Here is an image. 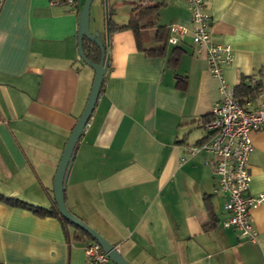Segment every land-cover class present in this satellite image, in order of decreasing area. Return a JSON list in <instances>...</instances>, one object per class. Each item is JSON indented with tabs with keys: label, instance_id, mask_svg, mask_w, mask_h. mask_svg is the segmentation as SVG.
<instances>
[{
	"label": "crops",
	"instance_id": "obj_1",
	"mask_svg": "<svg viewBox=\"0 0 264 264\" xmlns=\"http://www.w3.org/2000/svg\"><path fill=\"white\" fill-rule=\"evenodd\" d=\"M216 41L232 46L224 79L261 84L264 104V0H206ZM112 19L129 20L131 3H163L155 25L110 35V65L76 147L65 188L69 210L114 244L131 264H264V203L251 209L256 239L225 228L211 160L189 147L221 98L206 52L191 34L168 43L173 22L191 28L185 0H107ZM93 4V3H92ZM65 2L5 0L0 9V195L51 207L67 141L87 104L95 73L79 54V13ZM106 0L91 7L90 29L107 41ZM164 28L165 40L157 32ZM174 54L179 59L174 64ZM179 79L185 86L177 85ZM249 193L264 194V130L251 134ZM92 239L66 234L59 219L0 199V264H90ZM108 264H114L112 261Z\"/></svg>",
	"mask_w": 264,
	"mask_h": 264
},
{
	"label": "built area",
	"instance_id": "obj_2",
	"mask_svg": "<svg viewBox=\"0 0 264 264\" xmlns=\"http://www.w3.org/2000/svg\"><path fill=\"white\" fill-rule=\"evenodd\" d=\"M190 9L191 28L173 22L168 26V43L178 45L182 38L191 34L197 52H206L209 71L220 81L221 98L214 105L209 118L203 123L205 138L198 145L189 147L191 154L206 152L213 156L211 164L215 178L214 194L224 199L227 218L225 228H234L241 238L256 239L251 209L264 203V194L249 193L251 174L250 156L254 145L252 132L264 130V104L254 106L251 98L241 100L234 88L224 79V66L234 60L231 45L215 40L212 32L211 13L206 0H185ZM5 0H0V9ZM65 2L78 11L79 0H50L55 5ZM90 264H108L109 255L95 240L84 247Z\"/></svg>",
	"mask_w": 264,
	"mask_h": 264
},
{
	"label": "water",
	"instance_id": "obj_3",
	"mask_svg": "<svg viewBox=\"0 0 264 264\" xmlns=\"http://www.w3.org/2000/svg\"><path fill=\"white\" fill-rule=\"evenodd\" d=\"M94 0H85L82 10L79 13V31H78V45L79 54L83 62L92 67L95 71L94 80L90 90L89 98L85 109L81 116L78 118L70 137L67 141L63 156L59 163L55 181H54V193L55 201L57 203L60 213L71 223L85 230L95 241H97L102 248L109 255L111 261L114 264H131L118 250V248L104 238L98 231L92 228L85 221L80 219L77 215L72 213L67 204L65 197V188L70 173L77 144L88 125L90 118L94 112L96 104L98 102L101 88L104 82L106 72L110 65V55L106 50V42L109 43V18H108V2L106 0V15H107V41L105 42L99 33H92L90 30L91 23V7ZM87 38L95 42L101 50V58L99 62L89 60L84 50V39Z\"/></svg>",
	"mask_w": 264,
	"mask_h": 264
},
{
	"label": "trees",
	"instance_id": "obj_4",
	"mask_svg": "<svg viewBox=\"0 0 264 264\" xmlns=\"http://www.w3.org/2000/svg\"><path fill=\"white\" fill-rule=\"evenodd\" d=\"M162 5L163 3H158L156 5H148V6L142 5L136 2L131 3L132 8L129 14V20L126 24H123V25L116 24L113 21L112 19L113 12L111 9H108L110 35L117 31H121L124 29L132 30L136 35L138 46L140 49L145 50L149 56L161 55L163 51V47L159 49H154V50H147L143 48L142 42H141V34L144 30L152 28L155 25V20H154L155 15ZM156 38L158 39V41L165 40L164 28L161 27L158 29ZM105 46L108 52L109 43L106 42ZM84 50L89 60H92L94 62L100 61L101 50L95 42L85 38L84 39ZM178 59H179V56H177V54H174L172 58V62L175 64ZM185 84H186L185 81L182 79H179L177 83V85L182 88L185 86ZM103 87H104V82H103L101 91L103 90ZM260 87H261V84L259 83H256L255 86L251 87L245 81H242L234 89L235 96L237 98H241L246 95L251 96L253 95L255 91L259 90ZM0 199L9 205L26 208L40 217H54V218L59 219L67 235H69L70 229L72 228L74 229V237L76 239L82 240L84 238H87V239L94 240L85 230H83L82 228L76 226L75 224L67 220L60 213L56 202H54V204L51 207L45 208L42 206H36L33 204L23 202L17 198L3 197L0 195Z\"/></svg>",
	"mask_w": 264,
	"mask_h": 264
},
{
	"label": "rangeland",
	"instance_id": "obj_5",
	"mask_svg": "<svg viewBox=\"0 0 264 264\" xmlns=\"http://www.w3.org/2000/svg\"><path fill=\"white\" fill-rule=\"evenodd\" d=\"M82 2H85V0H82ZM99 2H100V0H94L93 1V4H92V11L94 12V14H95V12H96V9L98 8V4H99ZM83 7V6H82ZM81 10H82V8H81ZM91 30V29H90ZM107 31V30H106ZM90 68H92V67H90ZM92 70L94 71V69L92 68ZM94 73H95V71H94Z\"/></svg>",
	"mask_w": 264,
	"mask_h": 264
}]
</instances>
